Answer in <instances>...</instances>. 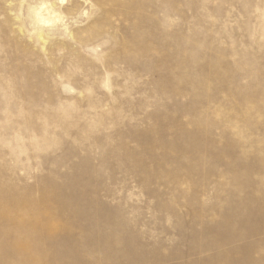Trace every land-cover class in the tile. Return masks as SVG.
I'll use <instances>...</instances> for the list:
<instances>
[{"label":"rangeland","instance_id":"374dc122","mask_svg":"<svg viewBox=\"0 0 264 264\" xmlns=\"http://www.w3.org/2000/svg\"><path fill=\"white\" fill-rule=\"evenodd\" d=\"M28 232L31 264H264V0H0V264Z\"/></svg>","mask_w":264,"mask_h":264},{"label":"bare ground","instance_id":"6f19581e","mask_svg":"<svg viewBox=\"0 0 264 264\" xmlns=\"http://www.w3.org/2000/svg\"><path fill=\"white\" fill-rule=\"evenodd\" d=\"M42 20L45 21V19H42ZM39 37L42 38V35H40ZM17 226L18 227H21V221H18ZM35 237L34 236H31V234L28 232L27 235L24 236V237H21V239L18 238V237L14 238V241H13L14 244H12V245H14V249L16 250L17 253H20V254L24 253V255L25 254H28V253L30 254V255H27V256L25 255V258H22V259H24L25 262H28V264H31V263H29L30 260L27 259V258H29V256H31L30 258H34L35 254L40 253V249H39L38 245H36L37 247H35L34 250L32 249L33 248L32 242H34L33 240H35L34 239ZM38 239H39V235L37 236V240Z\"/></svg>","mask_w":264,"mask_h":264}]
</instances>
